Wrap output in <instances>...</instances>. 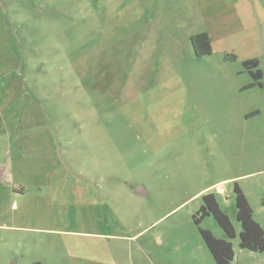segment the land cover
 Here are the masks:
<instances>
[{"label": "rangeland", "instance_id": "obj_1", "mask_svg": "<svg viewBox=\"0 0 264 264\" xmlns=\"http://www.w3.org/2000/svg\"><path fill=\"white\" fill-rule=\"evenodd\" d=\"M252 58L264 0H0V264H217L200 227L264 264L234 192L264 228ZM211 191L235 238L195 223Z\"/></svg>", "mask_w": 264, "mask_h": 264}, {"label": "trees", "instance_id": "obj_2", "mask_svg": "<svg viewBox=\"0 0 264 264\" xmlns=\"http://www.w3.org/2000/svg\"><path fill=\"white\" fill-rule=\"evenodd\" d=\"M195 54L198 57L209 55L213 52L210 35L206 31L198 33L191 38ZM246 69L254 78L253 85L262 86L263 70L257 58L244 61ZM236 201V218L241 223L242 230L239 233V246L255 252H264V228L255 220L253 208L237 182L234 186ZM216 192H206L202 195L203 204L193 215L194 221L200 225L201 221L207 216H213L219 226L224 230L228 238L236 237V229L230 217L224 212L218 202ZM201 235L213 255L217 264H232L235 257L233 244L229 239L216 237L209 229L199 228Z\"/></svg>", "mask_w": 264, "mask_h": 264}, {"label": "crops", "instance_id": "obj_3", "mask_svg": "<svg viewBox=\"0 0 264 264\" xmlns=\"http://www.w3.org/2000/svg\"><path fill=\"white\" fill-rule=\"evenodd\" d=\"M8 168H9V165H7V164L4 165V166H1V168H0V175H3L5 172H7Z\"/></svg>", "mask_w": 264, "mask_h": 264}, {"label": "water", "instance_id": "obj_4", "mask_svg": "<svg viewBox=\"0 0 264 264\" xmlns=\"http://www.w3.org/2000/svg\"><path fill=\"white\" fill-rule=\"evenodd\" d=\"M142 188L141 187H139V189L137 190V193H142Z\"/></svg>", "mask_w": 264, "mask_h": 264}]
</instances>
